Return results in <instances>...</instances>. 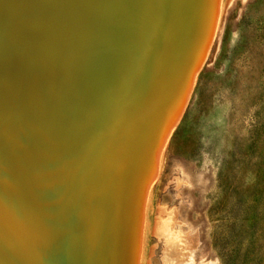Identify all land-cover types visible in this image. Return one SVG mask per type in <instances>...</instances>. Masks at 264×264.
<instances>
[{
	"label": "rangeland",
	"instance_id": "374dc122",
	"mask_svg": "<svg viewBox=\"0 0 264 264\" xmlns=\"http://www.w3.org/2000/svg\"><path fill=\"white\" fill-rule=\"evenodd\" d=\"M161 3L0 0V264H65L40 241L82 222L97 172L66 167L141 89ZM204 61L141 191L134 264H264V0H224Z\"/></svg>",
	"mask_w": 264,
	"mask_h": 264
},
{
	"label": "water",
	"instance_id": "95a60500",
	"mask_svg": "<svg viewBox=\"0 0 264 264\" xmlns=\"http://www.w3.org/2000/svg\"><path fill=\"white\" fill-rule=\"evenodd\" d=\"M219 1L162 0L160 6L165 7L157 17L160 16V21H163V29L158 34L141 89L109 119L100 134L85 149L83 156L66 167L72 174L84 166L88 176L92 175V168H97V190L95 188L94 197L91 195L93 205L86 202V205L80 203L77 206L82 216L81 223L75 216L76 223L67 224V233L58 229L47 241H40L42 245L50 247V251L61 262L100 264L96 258L97 245H100L105 249L102 264H134L136 241L133 242L132 238L135 239L139 224L137 210L141 191L154 171L157 151L170 136L182 114L193 87V76L197 75L202 62H205ZM130 27L129 42L124 44L120 53L122 58L130 47L132 57H136L139 31L134 23ZM176 45L181 54L177 60L175 79L171 87H162L163 76L169 69L165 57L171 54ZM171 59L174 60L173 54ZM111 100L110 96L105 101L108 106L103 114L110 110ZM106 116H103V120ZM113 168L117 173L116 185H112L108 175ZM104 184L105 187H102ZM99 193L100 202L103 201V208L100 206L103 214L99 215L101 224L98 223L97 214ZM78 228L81 231H77Z\"/></svg>",
	"mask_w": 264,
	"mask_h": 264
},
{
	"label": "bare ground",
	"instance_id": "6f19581e",
	"mask_svg": "<svg viewBox=\"0 0 264 264\" xmlns=\"http://www.w3.org/2000/svg\"><path fill=\"white\" fill-rule=\"evenodd\" d=\"M131 2V1H130ZM224 3V0H220L219 3H218V8H217V15H216V19H215V23H214V27H213V32H212V37L214 35V32H215V29H216V25H217V22H218V18H219V15H220V11L222 9V5ZM173 220V213L171 212H167L165 214V217L163 219V224H164V232L166 235H168V231H169V228H170V225H171V222ZM5 232V231H4ZM24 245V244H23ZM30 246V245H29ZM21 247V246H20ZM21 249V248H20ZM143 249V248H142Z\"/></svg>",
	"mask_w": 264,
	"mask_h": 264
}]
</instances>
